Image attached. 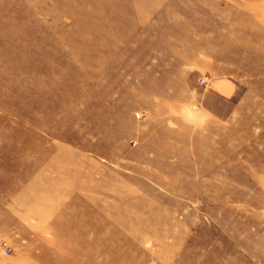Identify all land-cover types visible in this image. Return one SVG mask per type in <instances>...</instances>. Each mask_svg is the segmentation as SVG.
I'll return each instance as SVG.
<instances>
[{"label": "rangeland", "instance_id": "374dc122", "mask_svg": "<svg viewBox=\"0 0 264 264\" xmlns=\"http://www.w3.org/2000/svg\"><path fill=\"white\" fill-rule=\"evenodd\" d=\"M0 264H264V0H0Z\"/></svg>", "mask_w": 264, "mask_h": 264}, {"label": "crops", "instance_id": "0c3cea01", "mask_svg": "<svg viewBox=\"0 0 264 264\" xmlns=\"http://www.w3.org/2000/svg\"><path fill=\"white\" fill-rule=\"evenodd\" d=\"M215 90L219 93L227 92L229 93L230 90V84L228 82L224 81H215L214 83Z\"/></svg>", "mask_w": 264, "mask_h": 264}, {"label": "built area", "instance_id": "2783aa9c", "mask_svg": "<svg viewBox=\"0 0 264 264\" xmlns=\"http://www.w3.org/2000/svg\"><path fill=\"white\" fill-rule=\"evenodd\" d=\"M206 80H207L206 78H205V79H201V80H200V83L203 84V83H205Z\"/></svg>", "mask_w": 264, "mask_h": 264}]
</instances>
